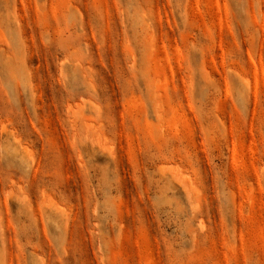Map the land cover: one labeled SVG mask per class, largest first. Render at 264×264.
Returning <instances> with one entry per match:
<instances>
[{"label": "rangeland", "instance_id": "obj_1", "mask_svg": "<svg viewBox=\"0 0 264 264\" xmlns=\"http://www.w3.org/2000/svg\"><path fill=\"white\" fill-rule=\"evenodd\" d=\"M0 264H264V0H0Z\"/></svg>", "mask_w": 264, "mask_h": 264}]
</instances>
